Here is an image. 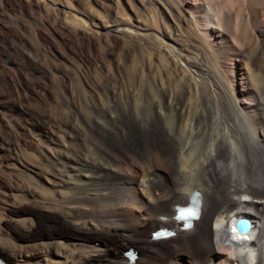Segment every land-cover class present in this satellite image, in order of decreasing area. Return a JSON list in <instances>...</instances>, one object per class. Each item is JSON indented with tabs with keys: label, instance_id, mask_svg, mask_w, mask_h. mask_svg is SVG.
<instances>
[{
	"label": "bare ground",
	"instance_id": "bare-ground-1",
	"mask_svg": "<svg viewBox=\"0 0 264 264\" xmlns=\"http://www.w3.org/2000/svg\"><path fill=\"white\" fill-rule=\"evenodd\" d=\"M263 62L264 0H0V257L264 264Z\"/></svg>",
	"mask_w": 264,
	"mask_h": 264
},
{
	"label": "rangeland",
	"instance_id": "rangeland-1",
	"mask_svg": "<svg viewBox=\"0 0 264 264\" xmlns=\"http://www.w3.org/2000/svg\"><path fill=\"white\" fill-rule=\"evenodd\" d=\"M264 63V62H263ZM263 68V67H262ZM259 73H260V76H257L256 75V80H258V82H260V80H261V78L262 77H264V73L263 72H260L259 71ZM259 73H258V75H259ZM258 77V78H257ZM260 77V78H259ZM149 78V77H148ZM148 78H147V76H143V78H142V80H141V82L143 83H139L138 84V86H139V89H138V92L136 93L137 95H135V96H133L132 97V99H130V97H129V95H127V96H117L116 98H115V100L114 101H109L108 103H110L111 105H115L116 103V105L115 106H122V105H124V106H128V107H140V108H146V105L148 104V102H149V95H152L153 93H154V90H152L153 88L152 87H150V85L149 84H147V81H149L148 80ZM146 80V81H145ZM141 85V86H140ZM141 87V88H140ZM152 91V92H151ZM148 93V94H147ZM147 96H146V95ZM154 95V94H153ZM119 97V98H118ZM124 97H126V98H124ZM136 97V98H135ZM148 98V99H147ZM122 99V100H121ZM126 100V101H125ZM137 100V101H136ZM141 100V101H140ZM125 101V102H124ZM115 102V103H114ZM131 102V103H130ZM135 102V103H134ZM122 104V105H121ZM127 104V105H126ZM135 104V105H134ZM139 104V105H138ZM132 105V106H131ZM98 242H96V244H97ZM131 246H133V245H131Z\"/></svg>",
	"mask_w": 264,
	"mask_h": 264
},
{
	"label": "water",
	"instance_id": "water-1",
	"mask_svg": "<svg viewBox=\"0 0 264 264\" xmlns=\"http://www.w3.org/2000/svg\"><path fill=\"white\" fill-rule=\"evenodd\" d=\"M234 227H235V229L238 232H240V233L244 232L247 229V227H248V221H247V219L242 218V217H237L234 220Z\"/></svg>",
	"mask_w": 264,
	"mask_h": 264
},
{
	"label": "snow or ice",
	"instance_id": "snow-or-ice-1",
	"mask_svg": "<svg viewBox=\"0 0 264 264\" xmlns=\"http://www.w3.org/2000/svg\"><path fill=\"white\" fill-rule=\"evenodd\" d=\"M183 214H191V210H187V211L182 210V215ZM161 235H163V234H161Z\"/></svg>",
	"mask_w": 264,
	"mask_h": 264
}]
</instances>
